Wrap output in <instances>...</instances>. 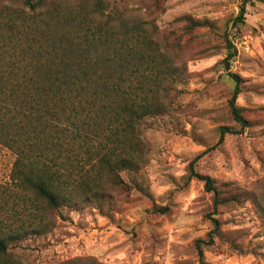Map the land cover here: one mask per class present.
Listing matches in <instances>:
<instances>
[{
  "label": "rangeland",
  "instance_id": "1",
  "mask_svg": "<svg viewBox=\"0 0 264 264\" xmlns=\"http://www.w3.org/2000/svg\"><path fill=\"white\" fill-rule=\"evenodd\" d=\"M105 1L130 10L134 20L154 24L156 40L184 76L164 100L167 112L146 120L144 164L121 174L125 187L112 192L104 212L89 206L45 214L52 223L46 234L30 227L38 223L37 213L11 182L15 157L0 145V226L27 229L10 250L25 264L78 258L101 264H199L196 242L214 228L209 218L214 198L203 182L189 179L196 159L198 173L230 185L238 197L213 216L221 229L213 245L203 246L207 264H264V0L249 3L238 24L244 0ZM186 17L209 23L212 30L187 33ZM225 34L237 51L228 68ZM232 74L241 79L237 105L248 122L244 129L229 110ZM223 128L239 134H228L219 144Z\"/></svg>",
  "mask_w": 264,
  "mask_h": 264
},
{
  "label": "trees",
  "instance_id": "2",
  "mask_svg": "<svg viewBox=\"0 0 264 264\" xmlns=\"http://www.w3.org/2000/svg\"><path fill=\"white\" fill-rule=\"evenodd\" d=\"M251 2L243 1L237 24ZM130 14L105 0H0V145L15 157L10 179L37 213L38 223L30 225L35 234L49 232L45 214L61 208L104 212L112 192L125 187L121 174L144 164L146 120L167 112L164 100L181 83L183 70L156 40L155 25ZM183 20L187 33L212 30L209 23ZM225 41L228 68L237 51L226 34ZM231 78L229 110L244 129L248 122L237 105L241 79ZM228 134L239 133L223 128L219 144ZM195 163L189 179L213 194V216L238 202L236 189L198 173ZM213 216L214 228L196 242L199 264H207L203 246L213 245L221 229ZM25 230L0 226V264H25L10 250ZM60 264L101 263L78 258Z\"/></svg>",
  "mask_w": 264,
  "mask_h": 264
}]
</instances>
